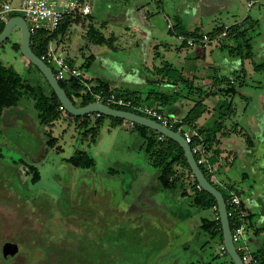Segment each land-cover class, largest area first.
Wrapping results in <instances>:
<instances>
[{
	"label": "rangeland",
	"instance_id": "374dc122",
	"mask_svg": "<svg viewBox=\"0 0 264 264\" xmlns=\"http://www.w3.org/2000/svg\"><path fill=\"white\" fill-rule=\"evenodd\" d=\"M158 1L148 0L149 5L143 6V0H85L93 9L91 19L74 23L70 29L74 46L70 51L77 55L76 66H82L84 56L94 54L97 61L83 68L84 73L89 79L101 74L108 77L111 86L116 84L114 79L120 77L121 69L145 64L147 51L134 54L132 49L139 41V34L134 32L138 25L148 33L155 31L159 43L164 44L152 51L159 54L156 68H150L149 83L141 90L145 94L152 89L173 93L174 87L162 84L164 77L159 69L166 64L181 68L191 55V47L177 49L181 46V40L174 36L178 26L191 30L192 20L204 18L203 31L208 34L215 25L241 23L251 16L246 27H252L248 31L252 57L244 61V83L239 85L242 79L238 80L234 71L225 76L237 82L235 120L256 143L257 151H249L260 159L252 163L249 151L240 153V143L245 145L246 141L238 136L235 162L223 167L222 172L232 177L243 201L260 196L263 201L259 208L264 213V72L254 69V64L264 63V0H162L163 5ZM10 2L19 7L21 0ZM18 14L24 17L23 12ZM91 25L106 38L105 42L98 43L88 35ZM112 33L116 37L110 42ZM16 43H21L17 28L0 44V60L50 91L41 72L29 66L21 51L14 50ZM226 44L235 45L233 39H227ZM208 55L213 56L218 72L241 67L242 59L232 56L227 48ZM175 114L183 115L177 110ZM68 115L65 110L51 125L41 123L30 97H23L17 106L4 111L0 120V264H50L54 260L48 262L44 253L52 244L83 245L90 252L101 247L108 264H202L221 254L216 239L201 234L197 226L191 227L194 220L212 218V210L190 206L191 199L183 198L180 189L151 190L152 185H158V170L149 164L144 138L130 121L112 127L111 120L105 118L100 134L92 141L83 138L85 129ZM77 150L87 152L95 161L94 167L73 166L68 159ZM30 166L41 173L36 183L31 181ZM250 188L255 194L249 192ZM6 241L20 246L17 255L3 256ZM82 252L86 258L90 256L88 250ZM226 259L220 256L216 261Z\"/></svg>",
	"mask_w": 264,
	"mask_h": 264
},
{
	"label": "trees",
	"instance_id": "16d2710c",
	"mask_svg": "<svg viewBox=\"0 0 264 264\" xmlns=\"http://www.w3.org/2000/svg\"><path fill=\"white\" fill-rule=\"evenodd\" d=\"M13 16L20 15L17 12L13 13ZM81 16L82 15L65 17L60 27L54 34H49L44 31H39L32 34L31 47L33 52L38 57L42 58L46 53L49 44L54 41L59 35L65 36L67 31L73 26V24L81 19ZM250 19L251 17L249 16L245 18L244 22L231 25L228 30V37L223 39L220 43L222 49L227 48L232 56H238L242 59L241 68L239 71L240 74L237 75L238 80H240V78L242 79L241 81H239L240 86H242V84L244 83L243 79L246 78L244 61L252 57L250 38L248 37V31L252 27H246ZM4 26L5 24L0 25V33L4 29ZM177 28L179 30H176V33L180 36V38L183 39L194 38L199 34L196 32L188 31L185 28H181V26H178ZM223 29L224 26H221L214 29L208 34L215 36L219 34ZM88 35L98 43H103L106 41V38L95 31L94 26L92 27V25L88 31ZM227 39H233L235 45L228 46L226 44ZM110 40L111 39H109V41ZM13 48L17 52H20L21 43H16ZM244 48L246 50L245 52H243ZM91 62L92 57H88L80 67L81 70H83V68H88L89 66H91ZM28 64L30 67H35L40 72V70L34 64L29 61ZM254 69L256 71L264 72V63L254 64ZM159 70V73L163 75L164 79H167L168 83L170 85H173V93L151 90L150 92H148L145 99H143L138 92H124L113 89L108 82L102 79L87 78V82L91 85L92 90L96 93L104 91L106 93H116L119 96L132 99L136 102L147 101L149 105L156 106L160 111L168 115H171V112L173 110L171 108V105L175 96L187 99L192 93H196L197 90H200V92L202 91L201 88L199 89L194 86V78L186 76L182 69L176 68L172 64H166ZM45 81L48 84L50 91H45L44 87L41 84L31 83L30 81L25 79L24 76L21 75L15 68H13L12 66H6L0 60V120L4 115L5 109L17 106L19 101L23 97H30L34 100L38 120L41 121V123L51 125V123L56 120L59 113L65 111L60 110V107L62 105L57 95L55 94L46 78ZM213 81H221L220 85H222L217 86L214 90L208 89V91H206V96L220 97L217 104L213 108V116H216L214 125L212 127H197V125H195L196 119L207 111V105L202 103V101L196 103L194 107L189 111V113L181 120V122L186 127H192L198 130L201 135H203L202 144L205 148L208 160L212 165H215L216 163H218V158L220 155L219 150L215 149V147L219 144L220 138L236 133L237 135L242 136L245 139L246 144L250 149L254 147L255 143L251 136L243 132L238 123H234L232 128L230 129H225V121L231 119L235 111V108L233 106L234 98L239 95L237 82L231 78L229 79L227 76H214ZM59 83L76 106L82 107L95 102V98L92 96L91 92L87 90V87L80 81L79 78L59 80ZM68 116L71 121L76 122L78 127L85 129V131L83 132V138L91 139L92 141H95L100 134V130L105 118H109L111 120L112 127L123 125V123L125 122V120L108 117L103 114L99 118H96L95 113L85 115L83 117H75L73 115ZM131 125L143 136L144 150L147 154L148 162L152 167L158 170V185H152L151 190H153L154 192H158L159 190L171 191L180 189L181 196L183 198L189 197L191 199L190 206L192 205L193 207L201 210H212L214 216L212 218L202 217L200 222L197 223V227L199 228L201 234L204 233L208 235L212 240L216 239L218 241V245L220 247L223 246V232L217 209V201L211 194L200 189L197 179L192 174L184 150L176 141L162 136L155 130L135 123H132ZM175 129L177 130V128ZM218 134H221V136L218 137ZM52 142L53 141H49V143ZM196 143H198V139H195V144ZM195 144L192 143L191 145L194 147ZM196 157L198 159V156ZM68 161L73 166L82 168H92L95 165L94 159L87 152H83L80 150L75 151V153L68 159ZM233 162L234 161H232L231 163ZM200 167L204 171L209 181L223 193L226 201L228 202L230 192H236L234 185L229 186L228 189L220 187L212 179L208 169L204 165H200ZM29 172L32 173L31 181L33 183H36L41 179V173L37 167L30 166ZM228 210L230 211L229 206ZM190 216L192 217L193 215L191 214ZM229 218L231 229L233 230L235 227V219L232 216H230ZM250 218L251 215H247V228L251 227V225L249 224ZM255 234H264V226L257 228ZM12 240L17 241L15 239ZM7 242L12 241H6L5 243ZM83 250H88L90 252V248L83 245L58 246L52 244L51 247L44 253V257L48 260V262H50L51 259L55 261L50 262V264H108L104 257V253L106 252L103 251L101 247H99L96 252H90V256L88 258L83 255ZM91 253H94L93 258H91ZM254 254L258 258L260 264H264V245L263 247L255 250ZM220 256H225L228 259L217 262L216 260ZM202 264L235 263L232 261L228 253L225 252L223 255H213L208 262Z\"/></svg>",
	"mask_w": 264,
	"mask_h": 264
},
{
	"label": "crops",
	"instance_id": "0c3cea01",
	"mask_svg": "<svg viewBox=\"0 0 264 264\" xmlns=\"http://www.w3.org/2000/svg\"><path fill=\"white\" fill-rule=\"evenodd\" d=\"M148 0H143V6H148L149 2H147ZM4 3H11L10 0H0V7L4 4ZM83 3L89 5L88 3L85 2V0H83ZM158 3L160 5H163V1L159 0ZM93 13V9L91 7V13L89 15H82L81 19L78 21H86V20H90L91 16ZM140 16V13H139ZM142 17V15L140 16ZM249 17V16H246ZM251 17V16H250ZM142 19V18H141ZM203 19L204 18H198V19H194L192 20V28L191 30L188 31H192V32H196V33H206L205 31H203ZM209 20H213V19H209ZM76 22V23H78ZM84 23V22H83ZM239 23V22H236ZM92 24V23H91ZM235 24V23H234ZM223 25H233V24H223ZM222 25V26H223ZM219 25L215 28H213L211 31H209L208 33L212 32L214 29L218 28ZM71 29V28H70ZM70 29L67 31L66 35H59L55 40V44L57 45L60 53L68 58L74 65H76L77 60H76V53L70 51V49L74 48L73 46V38L72 35L70 36ZM173 29V28H172ZM171 29V30H172ZM134 32H136V34H139V41H136V45H134L132 47L134 54H137L139 51H141L142 49H145L147 52L145 53V64L143 63H138L139 65H131L127 68H123L120 70L121 74L120 77H118V79H114L116 81V84L114 83V85L111 86V81L108 79V77L103 76L101 74H95L94 78L97 79H102L106 82H108L110 84V86L113 89H116L118 91H124V92H138L140 93V95L142 96L143 99H145V97L147 96L148 92H143L141 89L143 88V85H147L148 83L146 82V80L150 77L148 75L149 70L151 67H154V69L156 68L155 63H156V58L157 56H159V54L156 53L153 54L152 51L156 50L160 45H164L162 42H160V40L157 39V35L156 32L153 31L152 33H148L145 30H143L142 28L140 29V27H138V25L134 26ZM174 36L177 37L178 40H181V46L179 48H177L178 50L182 51V48H187L188 46H186V44L184 43V41L180 38V36L175 32ZM116 35L115 34H111L110 36V42H112L113 40H115ZM149 38V39H148ZM148 39V40H147ZM169 42H166V46H168ZM160 44V45H159ZM73 46V47H72ZM221 48V45H209L207 46L205 49H201V48H191V55L187 56V58H185V65H182L180 69H182L184 71V74L188 77L194 78V86H196L197 88H201L202 91L200 92V90H197L196 93H192L190 95V97H188L187 99L189 100V102L191 101V104H189L187 101L185 102V100L182 97H174V100L172 102L171 108L173 109L171 112V115L174 116L175 111L177 110L180 114L183 113V115H181L180 117L174 116L180 120H182L188 113L189 111L194 107V105L200 101H202V103H204L205 105H207V111L204 112L200 117H198L195 121V125H197V127H202V126H206V127H212L213 123H211L213 121V118H215L216 116L214 115V111L213 108L214 106L217 104L218 100H219V96L213 97V96H206V91L209 90H214L217 86H222L221 81H213V77L214 76H225V75H229V73L231 71H234L237 73V75L240 74V68H235V67H231L232 69H222L220 72H218V68H216L215 66H213V64H215V60L213 59L212 55H208V52H210L212 54V52L215 51V49ZM126 49V48H125ZM209 50V51H208ZM73 53V54H72ZM81 55H84L81 53ZM211 56V59L208 60V58ZM88 57H92V62H91V66L93 65V63L95 61H97L96 57L94 54H90L88 56H84V60L81 61V65L85 62V60ZM242 63V62H241ZM212 64V66H210ZM79 67V66H77ZM214 71H213V70ZM190 71V72H188ZM238 71V72H237ZM151 72V70H150ZM218 72V73H217ZM125 73L128 75L125 76ZM190 73V74H189ZM233 73V72H231ZM153 78V77H151ZM232 79V78H231ZM162 84L164 83L165 85H169L171 87H173V85H170L167 81V79H163L162 80ZM214 83V84H213ZM152 90H157V89H152ZM157 91H161V89L157 90ZM164 92V91H162ZM189 105V107L186 108V106ZM234 106V114L232 116L231 119H228L225 121V129H230L232 128L234 123H238L239 127L242 129V125L240 123L239 120H235L236 118V113L237 112V104L233 103ZM186 109V110H185ZM41 122V121H40ZM221 134H218V137H220ZM239 135H237L236 133L225 136L220 138V142L219 144L215 147V149L219 150L220 155L218 158V165H212L211 163V167L212 170L209 171V173L211 174L212 179L222 188L224 189H228L229 186L233 185V181H232V177H230V175L228 174H224L222 172V168L226 167L228 164L232 165V161L235 162V158H236V149L239 146V139H237ZM238 140V142L236 141V139ZM246 143V142H245ZM255 143V142H254ZM241 144V148H240V153H246L249 150H251L247 144L243 145V143ZM237 146V147H236ZM257 146L256 143L254 144V147L252 148L254 150V152L257 151ZM248 156L250 157V160L252 163L258 162L260 158H258L256 156V154L252 153V152H248L247 153ZM261 158L262 160H264V154H262ZM233 162V163H234ZM261 167V166H259ZM141 173V171H140ZM146 173V172H145ZM143 175V172H142ZM244 178L248 177L247 173H244ZM252 187V186H251ZM230 191V190H229ZM249 192L255 194V191L253 188H250ZM248 199V198H247ZM244 200V208L247 212V215H251L249 224L251 225V227L247 228L248 229V237H249V242L251 245V248L253 251L263 247L264 245V234L261 235H256V229L259 227L264 226V213L262 212L261 208H259L261 205L260 201H263V199L260 196H255L254 199L251 198V201L248 200ZM250 202V204L248 203ZM197 223L195 220L194 222H191V227L195 228L197 226Z\"/></svg>",
	"mask_w": 264,
	"mask_h": 264
},
{
	"label": "built area",
	"instance_id": "2783aa9c",
	"mask_svg": "<svg viewBox=\"0 0 264 264\" xmlns=\"http://www.w3.org/2000/svg\"><path fill=\"white\" fill-rule=\"evenodd\" d=\"M252 4L253 2H250L249 6H252ZM19 11L24 13V18L32 34L39 31L54 34L65 17L89 15L91 13V6L83 3V0H21L19 7H13L10 3H4L0 7V25L5 24L13 16L14 12ZM168 27L173 28L172 24H168ZM229 27L230 25H224V29L215 36L199 33L197 37L184 39V42L188 47L201 49H205L212 44L220 45L221 41L228 37ZM41 59L53 70L58 81L79 78L87 87V90L91 92L95 98V102H101L114 109L131 111L154 119L179 132L190 145L192 143L195 144V139H198V143L194 147L191 145L195 157L198 156L196 160L199 165H204L210 171L212 170L202 144L203 135L198 130L186 127L180 119L160 111L154 105L136 102L132 99L119 96L116 93L94 92L91 85L87 82L88 77L84 71L64 57L54 41L49 44L46 53ZM60 110L65 111L63 106L60 107ZM95 115L96 118H99L102 114L97 112ZM243 202V199L237 192H230L227 205L230 207V211L228 210L229 217L232 216L235 219V227L232 230L233 240L244 264H260L249 242L246 220L247 212ZM220 251L222 255L226 252L224 245L220 247Z\"/></svg>",
	"mask_w": 264,
	"mask_h": 264
},
{
	"label": "water",
	"instance_id": "95a60500",
	"mask_svg": "<svg viewBox=\"0 0 264 264\" xmlns=\"http://www.w3.org/2000/svg\"><path fill=\"white\" fill-rule=\"evenodd\" d=\"M15 28H17L21 33V53L44 75V77L47 79L50 86L54 90L55 94L57 95L61 105L70 115H73L75 117H83L85 115H90L98 112L108 117L119 118L122 120L130 121L131 123L148 127L152 130L157 131L162 136L176 141L180 145V147L184 150L192 174L197 179L200 189L211 194L217 201V209L223 232V245L226 249V252L235 264H244L233 240L227 201L223 193L215 185H213L205 175L204 171L196 160L191 145L187 142V140L179 132L174 131L173 129L157 122L156 120L136 114L131 111L114 109L101 102H93L82 107L76 106L68 96L64 88L60 85L53 70L44 60H42L33 52L31 47L32 33L24 17L13 16L5 23L4 29L0 33V44L4 43L10 38ZM18 252L19 246L16 243L7 242L2 247V253L4 257L14 256Z\"/></svg>",
	"mask_w": 264,
	"mask_h": 264
},
{
	"label": "flooded vegetation",
	"instance_id": "af4514ba",
	"mask_svg": "<svg viewBox=\"0 0 264 264\" xmlns=\"http://www.w3.org/2000/svg\"><path fill=\"white\" fill-rule=\"evenodd\" d=\"M19 246V245H18ZM21 249H20V246H19V251H20ZM2 251V250H1Z\"/></svg>",
	"mask_w": 264,
	"mask_h": 264
}]
</instances>
